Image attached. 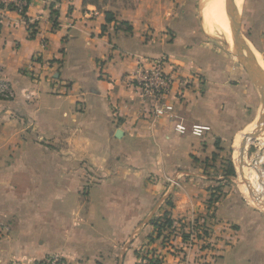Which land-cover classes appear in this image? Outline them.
Wrapping results in <instances>:
<instances>
[{
  "label": "crops",
  "instance_id": "obj_1",
  "mask_svg": "<svg viewBox=\"0 0 264 264\" xmlns=\"http://www.w3.org/2000/svg\"><path fill=\"white\" fill-rule=\"evenodd\" d=\"M200 6L29 0L24 15L0 10V80L13 91L0 97V264L53 254L67 264H138L144 250L163 264H264V212L230 195L207 205L220 180L207 163L222 161L261 99L204 32ZM248 11L264 58V0ZM161 57L166 71L191 80L179 100L175 85L168 113L152 117L151 98L122 77ZM177 121L210 130L179 134ZM166 212L168 242L151 223ZM193 219L205 237L189 243L182 234Z\"/></svg>",
  "mask_w": 264,
  "mask_h": 264
},
{
  "label": "rangeland",
  "instance_id": "obj_2",
  "mask_svg": "<svg viewBox=\"0 0 264 264\" xmlns=\"http://www.w3.org/2000/svg\"><path fill=\"white\" fill-rule=\"evenodd\" d=\"M250 3L251 0H242L241 13H240V18H241L240 34L241 36H244L251 44H253L254 41L252 40H256V39L255 36L253 39V37L250 35L249 32L250 16H249L248 8ZM210 4H211V0H201L200 14H202L203 16L202 15L200 16V21L202 28H203V19H204V14L202 13V9L207 10V6H209ZM236 7L238 6L236 5ZM233 15H235V13ZM233 21L235 23L234 19ZM213 39L215 40L217 45L222 46V48L225 51H227L230 56L233 57V60L244 71L238 59L231 53L232 40H233L232 36H231L230 44L226 39L225 34L221 32L213 36ZM258 108L259 110L257 117L254 120H252V122L248 125V127L240 131L238 135L230 139V142L228 143V148L223 153L222 161L220 160L219 162L212 164L207 163V165L210 168H212V171L213 169H216V171L215 170L213 171V176L220 177L219 178L220 180L218 181L219 183L213 184V186L210 188L211 196L209 199L211 203H208L209 199L207 201V205L209 207H213V203L217 202L219 198H226L227 195H230V197L245 202L246 204L256 209L257 211L264 212V187L261 186L258 177L256 180L252 177L251 171H253V168L250 167V165L256 164L259 171V173L257 172V174L264 175V124H259V115L262 112L261 105L260 107L258 106ZM255 131H259L261 133L257 137H253L247 140V142L245 143L243 158L245 159V162H247L249 165L248 166L245 165L246 166L244 169L245 171L242 172V168H240L241 164L240 163L238 164L237 161V153L240 156V147H241V142L243 141L242 137H244L247 134L254 133ZM229 163H231L234 169V174L227 176L226 172ZM217 169L218 172H220V174L217 173ZM240 173H243V175ZM209 211H211L210 208ZM207 215L210 217L211 212L207 213Z\"/></svg>",
  "mask_w": 264,
  "mask_h": 264
},
{
  "label": "built area",
  "instance_id": "obj_3",
  "mask_svg": "<svg viewBox=\"0 0 264 264\" xmlns=\"http://www.w3.org/2000/svg\"><path fill=\"white\" fill-rule=\"evenodd\" d=\"M28 4L29 0H0V10L10 8L24 15ZM30 31H32V29ZM164 62L165 59L162 57L141 60L135 71L127 73L122 77L127 86L134 87L151 98L152 105L149 112L152 117H158L168 113L173 106V102L168 100V96L173 91L175 85L178 86V90L173 93V96L175 99L179 100L183 95L181 89L186 88L191 80V78H181L176 76L173 72L166 71ZM12 95L13 91L9 85L5 81L0 80V97L7 99L11 98ZM173 129L179 134L190 133L194 136L202 137L210 130V127L198 123L187 125L177 121L174 123ZM166 181L172 185L177 184L176 180L173 178H166ZM172 231L173 224L169 229L163 231L160 238H162L164 242H168L167 238H169ZM185 233L188 235V242L198 240L200 237H205L204 223L194 220L190 221V223L186 225ZM152 258L159 259V264H163L160 257L148 250H144L140 254L138 264H152L150 263V259ZM205 263L207 264V262ZM40 264H67V262L63 256L53 254L45 257Z\"/></svg>",
  "mask_w": 264,
  "mask_h": 264
},
{
  "label": "bare ground",
  "instance_id": "obj_4",
  "mask_svg": "<svg viewBox=\"0 0 264 264\" xmlns=\"http://www.w3.org/2000/svg\"><path fill=\"white\" fill-rule=\"evenodd\" d=\"M241 3H242V0H211V4L209 5L210 7L207 6V10L202 9V13L204 14L203 30L205 31V33L208 35L215 36L217 33L221 32L225 34V37L230 44V40L232 36L231 32L234 27V22H233L234 15L233 14L236 11V5L240 6ZM201 15L202 14H200V16ZM239 40L242 46L244 47V50L247 54V58H248V61H249V64L252 70L258 76H260L261 79L264 81V59L261 57L260 53L253 47V45L244 36L240 35ZM245 139H246V142L247 140H249L248 137ZM237 161H238V164L239 163L241 164L240 168H242V172L245 171L244 170L245 167L248 166L249 164L245 162V159L239 156L238 153H237ZM250 167H252L254 171V172L251 171L252 173L250 172L252 177L255 180L258 177L260 180L261 186L264 187V175L257 174V172L259 173V171H258L256 164H252L250 165ZM240 174L243 175V173H240Z\"/></svg>",
  "mask_w": 264,
  "mask_h": 264
},
{
  "label": "water",
  "instance_id": "obj_5",
  "mask_svg": "<svg viewBox=\"0 0 264 264\" xmlns=\"http://www.w3.org/2000/svg\"><path fill=\"white\" fill-rule=\"evenodd\" d=\"M241 6L236 7V11L235 13V18H233L235 20L234 23V27L232 30V50L231 53L232 55H234L239 63L242 65L244 71L246 72V74L248 75V77L250 78V80L253 82V84L257 87L259 94H260V99H261V108H262V112L259 115V124H264V81L261 79V77H259L251 68L248 58H247V54L244 50V47L242 46V44L240 43L239 40V36L240 34V26H241V18H240V13H241ZM234 22V21H233ZM261 132L259 131H255L254 133H250L247 134L243 137V141L241 142V147H240V156L243 158V152H244V148H245V143H246V139L248 137V139H251L253 137H257L258 135H260Z\"/></svg>",
  "mask_w": 264,
  "mask_h": 264
},
{
  "label": "trees",
  "instance_id": "obj_6",
  "mask_svg": "<svg viewBox=\"0 0 264 264\" xmlns=\"http://www.w3.org/2000/svg\"><path fill=\"white\" fill-rule=\"evenodd\" d=\"M112 19H113L112 13L106 12L105 13V20H106V22L108 23ZM121 24L127 30H130L131 29V26L127 22H123ZM102 29L104 30L105 29V26H103ZM233 174H234V169H233L231 163H229L228 169H227V172H226V175L229 176V175H233ZM208 203H211L210 199H209V202ZM167 214L168 213L166 212L161 217L155 218L151 222L153 224L154 228H155L156 237L157 238L159 236H161V234L163 233V231H166L167 229H169L172 226V224H173V221L168 217ZM182 238H183V240H186L188 238V235L186 233H183L182 234ZM159 261H160L159 259H153V258L150 259V263H152V264H159Z\"/></svg>",
  "mask_w": 264,
  "mask_h": 264
}]
</instances>
